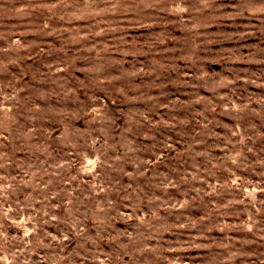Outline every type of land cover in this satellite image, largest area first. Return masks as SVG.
Here are the masks:
<instances>
[{"label": "rangeland", "instance_id": "1", "mask_svg": "<svg viewBox=\"0 0 264 264\" xmlns=\"http://www.w3.org/2000/svg\"><path fill=\"white\" fill-rule=\"evenodd\" d=\"M0 264H264V0H0Z\"/></svg>", "mask_w": 264, "mask_h": 264}]
</instances>
